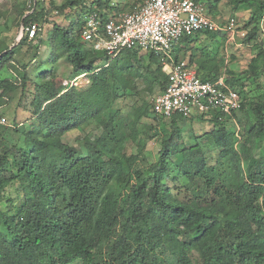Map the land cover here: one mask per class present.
<instances>
[{"label": "trees", "instance_id": "1", "mask_svg": "<svg viewBox=\"0 0 264 264\" xmlns=\"http://www.w3.org/2000/svg\"><path fill=\"white\" fill-rule=\"evenodd\" d=\"M85 2L65 0L52 7L62 13L78 5L80 12L107 15L124 6ZM232 2L250 10L245 25L253 26L242 43H257L264 0ZM205 5L210 12V3L205 0ZM48 13L39 1L27 8L23 4L20 24L41 26ZM80 26L79 19L66 27L53 24L45 38L38 31L33 39L24 35L0 48V77L8 75L0 78L2 92L19 85L24 96L30 95L24 108L37 121L29 127L13 124L18 139L12 144L5 137L10 127L0 124V203H9L6 210L0 207V264H264V152L254 154L264 137L263 47L257 46L239 76L225 74L231 87L243 88L247 80L258 90L255 99L242 96L240 109L232 113L242 126L241 142L226 127L230 117L220 121L213 115L208 118L213 128L187 143L177 115L168 127L141 123L158 117L136 93V80L149 91L155 83L160 91L167 84L158 56L146 52L145 60L132 48L112 58L84 46ZM199 33L215 37L195 32L178 41L189 43ZM40 45L50 48L44 60ZM179 51L173 49L176 58ZM60 59L72 65L73 76L89 75V85L78 89L58 83L48 69ZM102 59L107 65L95 70ZM195 61L204 80L221 73L208 51ZM13 64L21 76L12 77ZM133 92L137 100L121 117L113 105ZM71 130L83 134L80 153L62 139ZM95 130L99 133L91 136ZM153 139L159 143L156 153L147 149ZM15 185L23 195L18 207L6 196Z\"/></svg>", "mask_w": 264, "mask_h": 264}, {"label": "built area", "instance_id": "2", "mask_svg": "<svg viewBox=\"0 0 264 264\" xmlns=\"http://www.w3.org/2000/svg\"><path fill=\"white\" fill-rule=\"evenodd\" d=\"M205 7L203 0H141L117 13L102 15L97 10L86 11L81 18L79 36L93 50L105 52L112 58L132 48L158 56L167 76L165 88L151 100L152 111L158 118L170 121L175 115L188 119L198 114L207 118L216 115L222 121L240 109V90L228 85L224 74L215 80L202 79L188 61L174 60L170 54L179 39L195 32L224 31L228 41L234 40L236 19L217 21ZM40 30L37 22L22 25L19 38L26 35L33 39ZM86 76L79 74L64 84L81 86L88 82L83 79L80 82L81 77ZM0 124L10 125L3 114H0Z\"/></svg>", "mask_w": 264, "mask_h": 264}, {"label": "rangeland", "instance_id": "3", "mask_svg": "<svg viewBox=\"0 0 264 264\" xmlns=\"http://www.w3.org/2000/svg\"><path fill=\"white\" fill-rule=\"evenodd\" d=\"M35 1L41 2L44 5L45 9L49 10V13L46 14V19L44 21H41V25H42V32H40L41 38H45L46 33L52 30L53 24L66 27L73 22V24L75 25V21H77L78 19L81 21V18L84 15L83 12H80V7L78 5L68 7L62 13L54 12L55 8L52 6L53 5L59 6L65 0H0V48L2 46L10 47L14 43L20 40L19 34L21 28L20 26L21 19L19 16V11L23 4L25 8H27L29 5H32L33 2ZM139 1L140 0H109V2L112 4L115 5L117 4L118 6L124 5L123 11L129 9L130 6H132V4L139 3ZM206 1L207 4L208 2L210 3V9H211L210 12L215 20L222 21L229 18L230 16H234V18H236L238 22V27L236 29V35L234 40L228 41L227 43L225 41V38L227 40L226 35H224L225 37L220 36L219 39H216L212 36L210 37L208 35L205 36L198 35L197 37L192 36V41L201 40L202 43L197 44V46H195L196 48H194L191 51L189 47H187V49L180 48L177 57L179 59L186 58L190 61V55L194 53L195 56L192 63L195 66H198L197 61H195V57L200 58L203 53L208 51L210 57H212V55L216 56V61H218V68L220 72L224 71L226 72L225 74L227 76L232 75L233 77H237L246 70L248 63L256 54L257 46L261 45L264 49V18H262L259 21V31H258V36L256 38L257 43L245 45L242 43L243 36L241 34L242 32L248 33V31L253 26V25H247V26L245 25L249 20L250 10L244 9L243 7L236 8L232 0H206ZM91 2L92 0H86L85 4L88 6ZM205 8L206 11L209 13V8L207 5ZM81 43L84 46L89 45L86 41L83 40ZM49 51H50L49 47H47L46 45H40V50H39L40 58L44 60ZM21 52L25 54L28 52V51L26 52V46L23 47ZM138 55H141L145 60H147L146 52L139 51ZM106 65L107 63L104 59L100 61H96L95 70ZM9 70L13 74L12 77H14L15 75H17L18 77L21 76V73L19 72V69L15 64H13L12 67L9 68ZM48 70H50L49 72L55 74L56 81L63 86L65 81L70 82L75 78V76L72 75L73 73L72 65H70L64 59L58 60V62H56ZM262 74L263 75L260 77L259 83L264 82V70ZM6 76L8 75L6 74L1 75L0 78L2 79L5 78ZM79 79H77V81H79ZM82 79L88 80V82L81 83V86L77 87L78 89H84L90 83L89 75L86 77H81L80 82H82ZM136 82L138 86L136 93L138 94L139 98H143L149 103H151L152 98L158 92H160V83H155L151 91H149L147 88L144 87L145 85L142 83L140 79H137ZM66 87H70V85L68 84ZM32 88L33 87L31 88L29 87V90L30 89L32 90ZM239 88L243 98L255 99L258 96V90L256 89V85L251 81L246 80L245 86L243 88L242 87ZM136 93L133 92L129 96L117 99L113 105V111L120 112L121 117H126L127 114H129V112L131 111L130 109L132 105L137 100ZM29 100H30V95L24 96L23 91L19 85L17 86V88H14L13 90H8L6 92L4 91V93L0 88V111L10 122V125H8V127H10V130H8V133L5 135L6 142L8 144H12L18 139L17 134L11 131L14 130L12 129L13 124L23 123V125L27 127L33 124H37L36 119L32 118L31 112L24 108V106L28 104ZM238 116L242 118L243 114L240 113V115ZM104 120L107 119L103 118V121ZM168 122L169 121L162 120L160 118H156V120H153L152 118L141 119V123L145 126L156 125L159 127L161 126L168 127L169 126ZM178 125L182 130V137H183L182 140H184L187 143L192 142L193 136H201L205 132H208L213 128V124L208 120L206 115L202 116L198 114L193 115L188 119L179 120ZM226 127L227 129H231L232 131H234L238 142H241L240 139L241 136L240 131L242 128L241 123H239L236 118L230 117L226 121ZM98 133L99 130H95L91 132L90 135L96 136ZM62 139L64 142L73 145L79 151V153L81 152L80 145L83 142V134L81 132L77 130H71L65 133ZM180 141L181 139L178 140V142ZM200 142L203 144L204 148L206 147L210 148V145H208V141L200 139ZM128 149L129 151L133 152L135 150V147L133 145H129ZM147 149L152 153H156L159 149L158 141L156 139L149 140L147 142ZM263 152H264V137L258 141L256 148L254 150V154L255 156H258ZM173 159L174 157H171V160ZM170 166L172 167L173 165L171 164ZM17 186L15 185L10 187L9 189H7L6 192V196H9L12 199V204L14 205V207H18L23 201V195L20 193V191H18ZM0 207L1 209L6 210L9 208V203L3 200L0 203Z\"/></svg>", "mask_w": 264, "mask_h": 264}, {"label": "crops", "instance_id": "4", "mask_svg": "<svg viewBox=\"0 0 264 264\" xmlns=\"http://www.w3.org/2000/svg\"><path fill=\"white\" fill-rule=\"evenodd\" d=\"M203 1H205V0H203ZM209 14L211 15V16H213L210 12H209ZM230 17H234V16H230ZM229 17V18H230ZM229 18H227V19H225V20H219V21H221V22H225V21H227ZM262 18H264V15L262 16ZM236 19V18H235ZM236 22H237V20H236ZM23 24H20V26H22ZM41 27V30L39 31V32H42V25L40 26ZM237 27H238V22H237ZM210 33H213V34H215V37L214 38H216V39H219V37L220 36H224V35H226L227 36V34L224 32V31H220V32H210ZM47 34V33H46ZM39 35H40V33H39ZM198 35H203V36H205V35H207V34H205V33H199ZM208 36H210V35H208ZM211 37V36H210ZM225 37V36H224ZM20 39V38H19ZM217 41V40H216ZM225 41L228 43V39L226 40V38H225ZM17 43V42H16ZM202 43V41L201 40H198V41H196V40H193V41H190L189 43H179V41L178 42H176L173 46H172V50H171V58H173L174 60H177V59H179L178 57L176 58L175 56H174V52H173V49H175V48H185V49H187V47H189L190 48V51L191 50H193L194 48H196L195 46H197V44H201ZM13 45H15V43L13 44ZM186 61H188L191 65H193L194 67H195V69H196V66L192 63V62H190L188 59H186V58H184ZM220 74H224L225 75V72L223 71V72H221ZM219 74V75H220ZM166 75V74H165ZM226 76V75H225Z\"/></svg>", "mask_w": 264, "mask_h": 264}, {"label": "water", "instance_id": "5", "mask_svg": "<svg viewBox=\"0 0 264 264\" xmlns=\"http://www.w3.org/2000/svg\"><path fill=\"white\" fill-rule=\"evenodd\" d=\"M16 44V43H15Z\"/></svg>", "mask_w": 264, "mask_h": 264}]
</instances>
